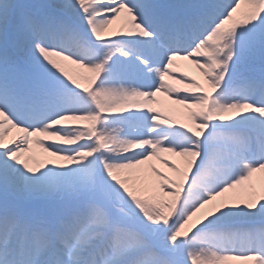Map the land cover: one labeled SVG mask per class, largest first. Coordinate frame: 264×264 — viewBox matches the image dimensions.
I'll use <instances>...</instances> for the list:
<instances>
[{
    "label": "snow or ice",
    "instance_id": "snow-or-ice-1",
    "mask_svg": "<svg viewBox=\"0 0 264 264\" xmlns=\"http://www.w3.org/2000/svg\"><path fill=\"white\" fill-rule=\"evenodd\" d=\"M256 174L264 0H0V264H264Z\"/></svg>",
    "mask_w": 264,
    "mask_h": 264
},
{
    "label": "bare ground",
    "instance_id": "bare-ground-1",
    "mask_svg": "<svg viewBox=\"0 0 264 264\" xmlns=\"http://www.w3.org/2000/svg\"><path fill=\"white\" fill-rule=\"evenodd\" d=\"M178 63L181 64V69H180V70L187 71L188 75H190V76H196L197 78H199L198 73H196L195 70L192 69L190 65H187V62H178ZM71 68H72V66H69V70H71ZM175 86H176V87H182V86L179 85V84H177V85H175ZM158 99H162V98H159V97H158ZM168 103H170V101H168ZM157 106H158V105H153V107H157ZM175 107H177L178 109H181V111L183 112V109L181 108V106H178V105H177V106H175ZM34 150H35L36 152H38L37 154H39V149L35 148V146H34ZM39 155H40V154H39ZM157 167H161V168H162V166L159 165V164H157ZM164 170L167 171L166 169H164ZM253 178L255 179V182H256V184H257V186H256V187H257V188H256L257 193H258V194H260V193H264V175H262V174H256ZM233 264H239V262H233Z\"/></svg>",
    "mask_w": 264,
    "mask_h": 264
},
{
    "label": "rangeland",
    "instance_id": "rangeland-1",
    "mask_svg": "<svg viewBox=\"0 0 264 264\" xmlns=\"http://www.w3.org/2000/svg\"><path fill=\"white\" fill-rule=\"evenodd\" d=\"M176 108H177V107H176ZM181 112H182V111H181ZM178 119L182 120L183 122H188V121L185 119V117H184L183 115L178 116ZM35 153L37 154L38 152L35 151ZM39 154H40V155H39ZM39 154H37V155L40 156L41 158H43V157H42V154H41V153H39ZM252 183H253L255 186H257V184H256L254 178H253V180H252ZM256 188H257V187H256ZM237 191H240V189H237ZM256 192H257V190H256ZM257 194H258V193H257Z\"/></svg>",
    "mask_w": 264,
    "mask_h": 264
}]
</instances>
